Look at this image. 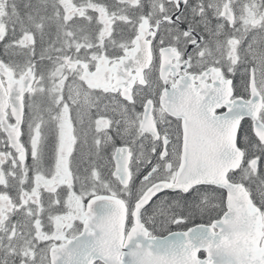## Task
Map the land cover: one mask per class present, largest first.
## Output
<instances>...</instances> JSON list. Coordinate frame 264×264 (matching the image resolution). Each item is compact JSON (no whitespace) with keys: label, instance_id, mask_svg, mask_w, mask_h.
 Instances as JSON below:
<instances>
[{"label":"snow or ice","instance_id":"1","mask_svg":"<svg viewBox=\"0 0 264 264\" xmlns=\"http://www.w3.org/2000/svg\"><path fill=\"white\" fill-rule=\"evenodd\" d=\"M0 264H264V0H0Z\"/></svg>","mask_w":264,"mask_h":264}]
</instances>
